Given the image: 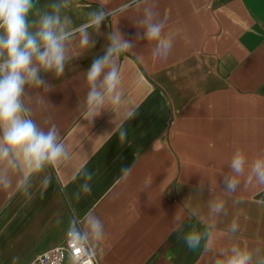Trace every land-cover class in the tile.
<instances>
[{"label":"crops","instance_id":"crops-1","mask_svg":"<svg viewBox=\"0 0 264 264\" xmlns=\"http://www.w3.org/2000/svg\"><path fill=\"white\" fill-rule=\"evenodd\" d=\"M125 2L109 0L107 7ZM80 4L70 12L77 25L99 6L97 0ZM164 9L170 12L166 31L177 33L166 61L151 57L146 40L136 42L142 30L131 18L138 14L134 6L120 17L106 18L100 35L92 37L94 48L72 60L62 77L44 76L54 85L45 97L52 106L34 118L42 127L50 126L45 123L49 118L58 126L73 159L61 169H47V189L40 185L42 176L34 178L30 200L0 191V264H13V257L29 264L62 243L73 209L81 218L93 211L104 224L105 239L95 249L99 264H215L217 250L231 242L225 230L238 208L248 216L238 236L250 246L264 244V205L257 203L264 200V187L256 185L228 200L229 216L218 225L211 251L186 246L183 235L203 228L186 209L182 227L177 231L172 224L190 196L191 206L207 214L208 178L215 177L219 194L235 148L250 160L264 150V0H159L161 14ZM117 19L118 30L134 41L132 51L143 56L141 61L127 53L119 61L124 98L136 111L124 125L125 142L118 131L112 133L114 113L102 111L91 126L82 116L84 74L104 54ZM81 166L93 178L91 193L77 201ZM124 167L132 169L126 179ZM237 198L243 202L233 205Z\"/></svg>","mask_w":264,"mask_h":264},{"label":"clouds","instance_id":"clouds-1","mask_svg":"<svg viewBox=\"0 0 264 264\" xmlns=\"http://www.w3.org/2000/svg\"><path fill=\"white\" fill-rule=\"evenodd\" d=\"M97 2L99 6L87 11L84 22L77 25L70 12L81 7L80 0H48L43 5L40 0H0V191L10 195L19 192L30 200L34 178L42 176L40 185L47 189L51 182V175L45 174L47 169H61L71 163V147L62 138L58 126L49 118L45 123L50 126L42 127L34 116L51 105L45 97L54 85H49L44 76L50 74L59 79L72 60L94 48L92 37L100 35L106 18L120 17L135 6L138 14L131 18L134 26L142 30V33L138 31L136 42L146 40L153 59L166 61L170 56L177 33L166 31L170 12L164 9L161 14L159 0H127L114 9L107 7L109 0ZM117 22L118 19L107 35L104 54L95 58L84 74L87 92L82 116L91 126L102 111L114 113L112 133L118 131L119 140L125 142L128 129L124 125L136 116V111L127 106L124 98L119 61L124 54L136 53L132 51L134 41L124 37L116 27ZM136 55L138 60H143L142 55ZM32 90H36L34 95ZM117 118L118 124L115 123ZM227 165L228 172L222 173L224 189L219 194L215 177L208 178L210 199L206 215L198 206H191L190 196L173 217V229L177 231L182 227L184 209L203 225L202 229L194 227L183 235L190 250L202 245L205 251L212 250L214 233L229 216L228 200L239 189L252 185L264 187V150L250 160L247 153L237 147ZM121 171L126 179L132 169L124 167ZM78 177L83 182L75 194L77 201L81 194L91 193L93 174L81 166ZM203 190L202 178L198 193L203 194ZM242 202L238 198L232 201L233 205ZM257 203L264 205V200ZM242 219L247 221L248 216L238 208L225 230L231 242L217 250L219 258L215 259V264H264V244L250 246L238 236ZM67 238L75 252L85 251L94 256L96 247L105 239L104 224L93 211L81 218L73 209ZM18 260L19 257H13V264H18Z\"/></svg>","mask_w":264,"mask_h":264},{"label":"built area","instance_id":"built-area-1","mask_svg":"<svg viewBox=\"0 0 264 264\" xmlns=\"http://www.w3.org/2000/svg\"><path fill=\"white\" fill-rule=\"evenodd\" d=\"M89 261L91 264H99L96 252L94 256H89L85 251L75 252L66 236L62 243L39 253L29 264H88Z\"/></svg>","mask_w":264,"mask_h":264}]
</instances>
